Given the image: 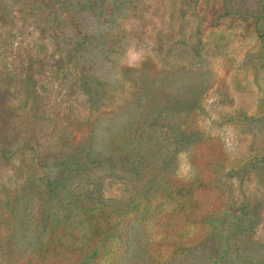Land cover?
<instances>
[{
    "label": "rangeland",
    "instance_id": "374dc122",
    "mask_svg": "<svg viewBox=\"0 0 264 264\" xmlns=\"http://www.w3.org/2000/svg\"><path fill=\"white\" fill-rule=\"evenodd\" d=\"M82 1L0 0V264H264V0ZM115 116L134 174L85 152Z\"/></svg>",
    "mask_w": 264,
    "mask_h": 264
},
{
    "label": "trees",
    "instance_id": "16d2710c",
    "mask_svg": "<svg viewBox=\"0 0 264 264\" xmlns=\"http://www.w3.org/2000/svg\"><path fill=\"white\" fill-rule=\"evenodd\" d=\"M78 9L88 10L91 9L95 11V3L91 0H83L81 3L74 5ZM85 36H82L81 43L85 40ZM167 111V108L161 109L158 113L155 111H149L148 114L142 112L141 117H143L144 123L149 127L161 126L170 127L168 122L161 123L160 116ZM137 112L135 114L131 111L129 116V122L131 119H135ZM116 117V116H115ZM133 121V120H132ZM104 122L106 124H104ZM131 127L123 126L121 130H118L117 117L115 119H102L101 128L94 132L91 143L87 146L85 152L88 154L91 160V166H96L97 168H123L130 174H134L137 165L136 161V147L133 144V139L130 136ZM180 130V129H179ZM109 141V142H108ZM81 166V165H80ZM72 177L77 178V175ZM76 179H73L70 184H65L56 182L53 187L52 198L38 210L41 215V221L44 226L52 219V216L61 214L64 218H68L67 213L70 212L71 206L78 199L77 194L82 191L80 184L75 186ZM81 181V180H79ZM38 214V215H39Z\"/></svg>",
    "mask_w": 264,
    "mask_h": 264
}]
</instances>
